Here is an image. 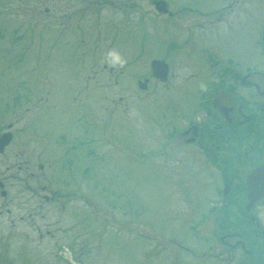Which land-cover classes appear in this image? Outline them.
<instances>
[{
	"label": "rangeland",
	"instance_id": "1",
	"mask_svg": "<svg viewBox=\"0 0 264 264\" xmlns=\"http://www.w3.org/2000/svg\"><path fill=\"white\" fill-rule=\"evenodd\" d=\"M263 25L264 0H0V264H160L159 232L211 190L185 136L159 153L171 97L184 126L220 64L264 70Z\"/></svg>",
	"mask_w": 264,
	"mask_h": 264
},
{
	"label": "flooded vegetation",
	"instance_id": "2",
	"mask_svg": "<svg viewBox=\"0 0 264 264\" xmlns=\"http://www.w3.org/2000/svg\"><path fill=\"white\" fill-rule=\"evenodd\" d=\"M217 15L221 21L224 8ZM242 68L237 62L224 67L210 93L185 95L184 102L193 100L197 109L184 113V126L172 125L182 98L171 97L175 116L165 119L170 132L159 153L177 157L176 137L185 136L182 142L194 148L182 155L198 156L211 190L195 201L188 225L159 232L156 263L264 264V172L249 180L264 165V70Z\"/></svg>",
	"mask_w": 264,
	"mask_h": 264
},
{
	"label": "water",
	"instance_id": "3",
	"mask_svg": "<svg viewBox=\"0 0 264 264\" xmlns=\"http://www.w3.org/2000/svg\"><path fill=\"white\" fill-rule=\"evenodd\" d=\"M162 10L166 11V8L163 6ZM151 65H152L153 74L156 77L160 78L161 80L166 81L168 78V72H169L168 64L163 60L155 59L152 61ZM147 82H148L147 79L144 82H139L140 87L146 88ZM11 139H12V133L10 132H7L0 137V152L4 151L5 146L10 142ZM262 172H263V167L256 169L250 175L249 180L251 178H255L257 175H259Z\"/></svg>",
	"mask_w": 264,
	"mask_h": 264
},
{
	"label": "clouds",
	"instance_id": "4",
	"mask_svg": "<svg viewBox=\"0 0 264 264\" xmlns=\"http://www.w3.org/2000/svg\"><path fill=\"white\" fill-rule=\"evenodd\" d=\"M109 56H110V58H111V60H112L113 63H116V62H120L121 61L120 54L117 51H115V50L111 51L109 53Z\"/></svg>",
	"mask_w": 264,
	"mask_h": 264
}]
</instances>
